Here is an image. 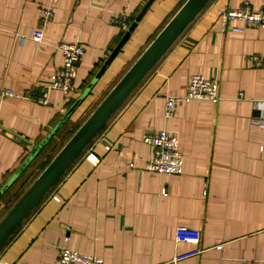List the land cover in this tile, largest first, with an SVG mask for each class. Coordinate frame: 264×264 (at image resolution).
<instances>
[{
  "label": "crops",
  "instance_id": "1",
  "mask_svg": "<svg viewBox=\"0 0 264 264\" xmlns=\"http://www.w3.org/2000/svg\"><path fill=\"white\" fill-rule=\"evenodd\" d=\"M147 1L0 0V188L80 98L0 194V211L48 145L70 135L184 2L152 0L94 79ZM244 4L264 9V0H209L0 248V264H54L63 247L107 264H264V29H222L219 14ZM41 6L51 9L47 20ZM37 28L39 42L30 37ZM61 41L83 46L69 102L49 88ZM194 73L216 76L219 98L180 101L165 119V95L185 94ZM6 88L15 94L2 95ZM44 90L42 104L35 97ZM162 127L177 133L181 173L145 169L153 146L142 135ZM177 226L197 229L199 243L176 241Z\"/></svg>",
  "mask_w": 264,
  "mask_h": 264
},
{
  "label": "water",
  "instance_id": "2",
  "mask_svg": "<svg viewBox=\"0 0 264 264\" xmlns=\"http://www.w3.org/2000/svg\"><path fill=\"white\" fill-rule=\"evenodd\" d=\"M151 2L152 0H148L129 24L124 34L118 40L107 59L94 76V79L115 56ZM208 2L209 0H184L128 68L79 123L76 129L66 138L45 166L37 173L29 185L0 218V248L41 202L72 163L82 154L92 139L122 106L125 100L132 94ZM79 100L80 98L34 146L20 168L16 170L12 177L0 188V194L7 188L10 181L22 167H24L46 142L49 141Z\"/></svg>",
  "mask_w": 264,
  "mask_h": 264
},
{
  "label": "built area",
  "instance_id": "3",
  "mask_svg": "<svg viewBox=\"0 0 264 264\" xmlns=\"http://www.w3.org/2000/svg\"><path fill=\"white\" fill-rule=\"evenodd\" d=\"M55 1V0H50ZM43 20H47L51 15L50 7H40ZM222 19V29L231 28L235 31H243L247 26H255L264 29V9L254 8L248 4L240 5L234 8H223L219 10ZM116 21L122 28H126L127 20L125 16H120ZM239 22V24H237ZM30 37L36 41H42L44 31L41 28L32 30ZM57 48L62 53V64L52 75L49 88L61 91L63 100L69 102L75 92L74 78L76 73V64L80 60L83 53V46L79 42L61 41L57 44ZM15 92L6 88L2 91V95H14ZM242 96V93L239 94ZM219 98L218 79L216 76L206 78L200 73H194L189 76L186 81V91L182 96L174 94L165 95V104L163 117L171 118L176 109V105L180 101L190 99H210L217 100ZM39 103H47V91L35 97ZM264 124V117L262 119ZM142 141L153 146L151 156L145 162V169L150 172L178 174L182 172L183 156L179 147L177 133L165 127L144 132ZM91 155V154H90ZM133 165V162H130ZM176 241L198 244L201 237L197 229L177 226L174 233ZM222 243L216 244L215 247H221ZM199 248L189 250L186 253L179 254L175 258H181L186 255L195 254ZM54 264H107L100 257L94 254L83 252L68 247L59 250Z\"/></svg>",
  "mask_w": 264,
  "mask_h": 264
},
{
  "label": "rangeland",
  "instance_id": "4",
  "mask_svg": "<svg viewBox=\"0 0 264 264\" xmlns=\"http://www.w3.org/2000/svg\"><path fill=\"white\" fill-rule=\"evenodd\" d=\"M65 137V138H64ZM61 138L59 141H54L48 145V147L44 150L42 155L38 158V160L29 168V170L26 172L28 175L23 182L20 183V181L13 187L12 192H10L7 195L6 201H4V206L2 210L0 211V218L4 213L7 211L9 206L12 204V202L18 197V195L24 190V188L32 181V179L37 175V173L41 170V166L45 162V160L52 156L62 145L61 143L66 139V136Z\"/></svg>",
  "mask_w": 264,
  "mask_h": 264
},
{
  "label": "trees",
  "instance_id": "5",
  "mask_svg": "<svg viewBox=\"0 0 264 264\" xmlns=\"http://www.w3.org/2000/svg\"><path fill=\"white\" fill-rule=\"evenodd\" d=\"M78 125H79V124H77V125L71 130L70 134L76 129V127H77ZM65 140H66V139H65ZM65 140H64V141H65ZM49 141H50V140H49ZM49 141L46 142V144H45V145L39 150V152L42 151V149H43V148L49 143ZM64 141H63V142H64ZM63 142H62V143H63ZM62 143H61V144H62ZM60 146H61V145H60ZM51 157H52V156L48 157V158L45 160V162H44L43 165L41 166V169L45 166V164L49 161V159H50ZM28 185H29V184H28ZM28 185H27V186H28ZM27 186H26V187H27ZM26 187H25V188H26ZM25 188H24V189H25ZM23 191H24V190H23ZM23 191H22V192H23ZM22 192H21V193H22ZM21 193H20V194H21ZM20 194H19V195H20ZM19 195H18V197H19ZM18 197H17V198H18ZM17 198H16V199H17ZM16 199H15V200H16ZM15 200H14V201H15ZM14 201H13V202H14ZM13 202H12V204H13ZM12 204H11V205H12ZM11 205H10V206H11ZM10 206H9V207H10Z\"/></svg>",
  "mask_w": 264,
  "mask_h": 264
}]
</instances>
